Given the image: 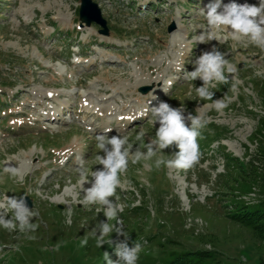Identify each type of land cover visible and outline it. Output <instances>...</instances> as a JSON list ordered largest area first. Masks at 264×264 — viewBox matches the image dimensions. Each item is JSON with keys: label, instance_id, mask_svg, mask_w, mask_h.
Wrapping results in <instances>:
<instances>
[{"label": "rangeland", "instance_id": "1", "mask_svg": "<svg viewBox=\"0 0 264 264\" xmlns=\"http://www.w3.org/2000/svg\"><path fill=\"white\" fill-rule=\"evenodd\" d=\"M92 1L107 35L94 22L79 26L80 0H0V204L6 196H28L38 224L27 234L0 227V264H106L104 253L115 261L116 245L125 240L116 227L129 247L140 244L137 264L199 249L213 251L214 264H264V237L229 216L233 202L264 206L262 186H250L264 172L254 136L264 113V50L225 31L213 30L219 42H199L208 30L199 9L211 0ZM230 2L259 4L223 0ZM214 46L236 72L225 71L229 82L210 88L212 100L200 99L195 88L203 81L185 73ZM144 86L150 87L145 93ZM217 99L228 104L219 112ZM162 101L183 106L185 116L201 107L209 121L198 137L201 158L187 171L130 158L111 197L122 210L108 221L110 243L97 247L98 224L107 218L103 206L81 203L77 168H103L95 137L106 129L109 137H128L133 153L149 143L159 123L153 126L146 110ZM174 151L165 149L164 158ZM238 161L256 169L238 168Z\"/></svg>", "mask_w": 264, "mask_h": 264}, {"label": "clouds", "instance_id": "2", "mask_svg": "<svg viewBox=\"0 0 264 264\" xmlns=\"http://www.w3.org/2000/svg\"><path fill=\"white\" fill-rule=\"evenodd\" d=\"M199 12L204 16L208 25L207 32L201 34L199 42L204 43L205 39L217 40L213 30L225 31L233 41H240L243 38L251 45L264 50V0H259L258 5L235 2L224 4L223 0H211L200 8ZM193 66L194 70L186 72L185 75L192 80L199 78L203 81V85L196 87L195 91L200 99L206 100H212L215 93L210 91V88L214 87L215 83L229 82L225 71L229 74L236 72V68L225 58V53L215 46L211 51H203L195 59ZM181 69L182 67L177 65L176 71ZM213 106L219 112L228 104L225 99H217L214 100ZM146 111L151 113L153 126L159 123V128L156 129L155 136L149 143H142L141 147L133 153L128 137L119 134L109 137L108 132L111 129H106L95 137L96 148L104 153V155L98 154L95 159L103 168L91 173L82 165L77 168L80 186L84 193L81 203L103 206L104 216L107 218V222L100 221L98 224L97 247L110 243L109 239L105 240V237L113 232V226H110L108 221L116 219L118 212L122 210L121 205L114 202L111 197L115 196L116 189L121 184V176L126 173L130 158L134 164L141 160L149 161L155 158L154 164L157 169L166 166L185 171L192 169L201 158L198 137L209 122L201 111V107L195 110V115L189 113L185 116L186 109L183 106L174 108L162 101L155 107L150 108L148 105ZM186 121H190V127ZM143 136L144 133L141 132L137 139L141 140ZM141 148H145L146 151H141ZM169 148L179 149V151H174L169 158L165 159L164 150ZM5 171H10L13 175L17 172L16 169L10 167H6ZM85 183H91V187L85 189L83 187ZM0 209H3L0 211V227L9 231H19L22 234L35 232L38 227V224L32 222V218L37 213L28 208L22 196H6L5 202L0 204ZM9 209L12 211L11 218L7 215ZM69 214H71L70 210ZM115 232L124 236L125 240L116 245L117 259L115 261L109 257L107 252L104 253L106 264H137L141 251L140 244L136 243L133 247H129L126 242L128 235L119 227H116ZM27 238L35 239V236L28 235ZM15 250L19 251V248Z\"/></svg>", "mask_w": 264, "mask_h": 264}, {"label": "trees", "instance_id": "3", "mask_svg": "<svg viewBox=\"0 0 264 264\" xmlns=\"http://www.w3.org/2000/svg\"><path fill=\"white\" fill-rule=\"evenodd\" d=\"M228 85L227 87H229ZM260 96H261V106L264 112V82L260 85ZM229 94H232V89H230ZM231 96V95H230ZM254 136L258 140V147L262 149V156L264 162V113L260 115L257 122L256 133ZM253 141V139H251ZM231 160V158L228 157ZM247 165V167L251 169H256L253 167L251 161H247L245 164L238 161L236 167H241ZM235 166V165H234ZM258 169V168H257ZM250 174V173H249ZM258 178L251 180L250 186L257 185L258 187L262 186V192L264 194V172L258 173ZM227 187V186H226ZM245 202L241 200V202H233L231 203L232 209L229 211V216L234 221L244 224L245 226H249L255 232H259L262 237V229L264 228V206L261 207H248ZM215 255L213 251L209 250H172L170 251L166 257L160 259L161 264H214Z\"/></svg>", "mask_w": 264, "mask_h": 264}, {"label": "water", "instance_id": "4", "mask_svg": "<svg viewBox=\"0 0 264 264\" xmlns=\"http://www.w3.org/2000/svg\"><path fill=\"white\" fill-rule=\"evenodd\" d=\"M91 22H95L99 24L102 28L99 29V33L107 35L108 29L106 26L105 19L101 16L99 7L97 3L93 2L92 0H80V6H79V26L82 27L83 25L89 26ZM173 28V25L169 27V30ZM149 86H144L140 88V91L145 93L147 90H149ZM26 204L29 207H31V201L24 197Z\"/></svg>", "mask_w": 264, "mask_h": 264}, {"label": "bare ground", "instance_id": "5", "mask_svg": "<svg viewBox=\"0 0 264 264\" xmlns=\"http://www.w3.org/2000/svg\"><path fill=\"white\" fill-rule=\"evenodd\" d=\"M96 111H99V110H96ZM101 112H102V109H101ZM101 112H99V113L101 114ZM97 113H98V112H97ZM56 118H57L56 116H55V117L52 116V118H51V116H50V119H51V120H52V119H56ZM55 157H56V156H55ZM55 157H54V158H55ZM54 158H53V159H54Z\"/></svg>", "mask_w": 264, "mask_h": 264}]
</instances>
